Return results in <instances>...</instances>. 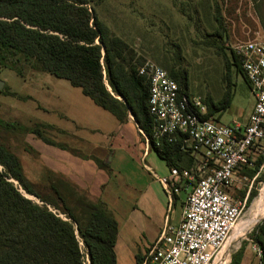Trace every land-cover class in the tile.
<instances>
[{"label": "rangeland", "instance_id": "obj_1", "mask_svg": "<svg viewBox=\"0 0 264 264\" xmlns=\"http://www.w3.org/2000/svg\"><path fill=\"white\" fill-rule=\"evenodd\" d=\"M215 2L223 13L225 32H221L215 20ZM93 6L109 30L134 50L137 63L152 62L169 72L168 67L178 60L188 72V93L192 100L199 99L206 104L212 99L218 104L223 99L228 83L227 55L231 60L230 82L234 83V98L231 106L223 112L222 122L217 121L231 124L246 119L256 96L243 75L236 71L228 49L238 42L264 39V0H97ZM0 81L3 82L0 88V145L11 147L26 167L29 159L34 161L38 157L37 144H42L34 141L38 137L31 139L33 135L28 129L41 123L51 126L43 129L51 139L62 137L80 152L86 153L93 148L91 152L95 157L106 158L108 166L102 169L108 179L107 192L125 188L127 184L144 185L157 178L169 177L170 168L153 149L146 148L140 130L141 136L136 129L127 128L126 132H131L120 137L115 132L118 128L116 118L68 80L36 71L21 77L14 70L0 67ZM105 83L110 89L106 79ZM128 120L136 122L131 112ZM55 126L68 129L70 134L58 136ZM0 169L5 170L2 165ZM32 178L40 183L38 178ZM14 183L25 196L43 203L27 194L16 180ZM57 184L67 205L79 213L78 201L85 193L76 187L67 188L61 182ZM156 186L160 187L158 181ZM263 187L264 168L260 172L257 166L238 170L230 192L242 207L236 227L249 219L252 224L245 230L244 237L234 239L229 245L228 264H233L238 254H242L241 264H259L251 248V235H259L264 224V207L254 217L256 200ZM42 192L49 194L51 191L42 189ZM186 196L187 192L181 189L180 199L185 200ZM52 197L58 200L55 194ZM173 201H169L168 212L173 208ZM48 207L67 219L61 210L51 205ZM175 208L181 213L180 202Z\"/></svg>", "mask_w": 264, "mask_h": 264}, {"label": "trees", "instance_id": "obj_2", "mask_svg": "<svg viewBox=\"0 0 264 264\" xmlns=\"http://www.w3.org/2000/svg\"><path fill=\"white\" fill-rule=\"evenodd\" d=\"M96 1L0 0V67L14 70L21 77L36 71L66 79L121 123L128 121L131 112L143 141L170 169L190 168L193 157L181 150V140L170 143L155 137V123L149 112L150 81L139 72L144 63L134 61V50L98 18L93 6ZM213 11L221 32H225L217 2ZM228 50L236 71L246 78L234 51ZM225 61L228 83L223 99L218 104L212 99L206 101L205 118L218 120L233 98L231 60L227 55ZM168 69L169 76L178 83L179 93L189 96L187 70L178 60ZM45 128L51 126L36 123L28 131L47 144L66 148L45 135ZM263 160V155L258 157V170ZM96 161L100 167L108 166L104 160ZM0 165L5 169H0V264H83V250L88 251L91 264H117L114 245L118 223L105 202L91 201L84 195L78 201L80 211L75 213L59 194L57 182L67 188L74 186L53 173H49L47 185L32 182L20 158L4 145H0ZM10 179L43 203L25 196ZM42 189L51 192L44 194ZM54 194L58 200L52 197ZM48 205L61 210L67 219ZM251 241L261 246L264 264V224L259 235H251ZM241 261L242 254H238L233 264Z\"/></svg>", "mask_w": 264, "mask_h": 264}, {"label": "built area", "instance_id": "obj_3", "mask_svg": "<svg viewBox=\"0 0 264 264\" xmlns=\"http://www.w3.org/2000/svg\"><path fill=\"white\" fill-rule=\"evenodd\" d=\"M231 48L256 96L244 124L205 118L206 104L180 94L178 83L163 67L146 62L139 69L150 81L155 137L170 143L181 140L180 148L193 157V165L181 171L173 168L167 185L170 194L187 192L179 224H165L136 264H216L239 222L241 203L230 194L236 174L243 166L254 168L264 156V39ZM263 168L264 160L259 172ZM251 248L263 264L261 246L251 241ZM82 260L91 264L88 251L83 250Z\"/></svg>", "mask_w": 264, "mask_h": 264}, {"label": "crops", "instance_id": "obj_4", "mask_svg": "<svg viewBox=\"0 0 264 264\" xmlns=\"http://www.w3.org/2000/svg\"><path fill=\"white\" fill-rule=\"evenodd\" d=\"M244 79L246 80L245 77ZM233 98L225 110L231 106ZM252 109L246 119L235 120L232 123H246ZM223 112L219 118L220 121ZM117 125L118 128L115 132H118L120 137L131 132H126L127 128L136 129L141 136L137 123L132 120L123 123L117 120ZM54 128L58 136L70 134L68 129L61 126ZM31 135H33L31 136L32 140L38 137L32 133ZM38 139L34 141H41L42 144L37 142L39 155L36 159L34 158L37 162L29 159L26 167L25 163L21 161L25 175L34 183L38 181L32 177L39 179L40 183L37 184L47 185V177L49 173H53L85 193L93 201L100 199L105 202L118 223V234L114 245L117 264H136L137 258L141 257L157 239L165 224H179L185 200L180 199L179 192L175 194L171 192L170 194L167 190V185L173 177V168L170 169L169 177L165 179L157 178L158 180H154L153 183L147 182L144 185L127 184L125 188L120 187L124 190L123 192H120V189L107 192L105 186L108 182L107 176L96 161L97 159L106 161V158L95 157L91 152L93 148L84 153L76 150L77 148L67 141L62 140V137H58L55 141L65 144L66 148L47 144L39 137ZM141 141L146 145V148L150 149L148 143L142 139ZM8 148L13 151L11 147L8 146ZM31 164H35V166L29 167ZM31 168L36 170L30 171ZM147 168L150 169V166L147 165ZM157 181L160 187L156 186ZM173 199V208L171 212H168V206ZM179 202L181 213H178L175 208Z\"/></svg>", "mask_w": 264, "mask_h": 264}, {"label": "bare ground", "instance_id": "obj_5", "mask_svg": "<svg viewBox=\"0 0 264 264\" xmlns=\"http://www.w3.org/2000/svg\"><path fill=\"white\" fill-rule=\"evenodd\" d=\"M256 213L254 214V217H256L257 215L260 214V212L263 210L264 207V187H263V191L261 193V195L257 198L256 200ZM259 217V216H258ZM251 219L243 222L240 226L235 227L233 233L231 234L229 240L227 243H229L228 245L226 244L225 249H223V252L220 256V258L216 261V264H226L228 261V258L230 256V250H229V245L231 244L232 241H234V239H237L239 237H241L242 235H244L247 231V227H249V225H251L252 223ZM250 230V229H249ZM236 231V232H235Z\"/></svg>", "mask_w": 264, "mask_h": 264}, {"label": "water", "instance_id": "obj_6", "mask_svg": "<svg viewBox=\"0 0 264 264\" xmlns=\"http://www.w3.org/2000/svg\"><path fill=\"white\" fill-rule=\"evenodd\" d=\"M3 84V82L2 81H0V88H1V85ZM11 181H13L14 182V179H11Z\"/></svg>", "mask_w": 264, "mask_h": 264}]
</instances>
